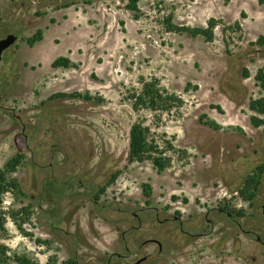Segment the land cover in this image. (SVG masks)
Instances as JSON below:
<instances>
[{
    "label": "rangeland",
    "instance_id": "obj_1",
    "mask_svg": "<svg viewBox=\"0 0 264 264\" xmlns=\"http://www.w3.org/2000/svg\"><path fill=\"white\" fill-rule=\"evenodd\" d=\"M138 5L135 19L126 0H0V40L14 38L0 60V170L22 155L9 174L22 193L1 197L0 264H264V126L250 121L264 115L249 109L264 97V47L249 44L264 35V6ZM167 18L220 23L207 42L167 32ZM235 21L241 32H223ZM58 57L71 65L51 68ZM151 77L185 102L179 115L140 114L175 147L160 173L128 161L138 115L126 96Z\"/></svg>",
    "mask_w": 264,
    "mask_h": 264
},
{
    "label": "trees",
    "instance_id": "obj_2",
    "mask_svg": "<svg viewBox=\"0 0 264 264\" xmlns=\"http://www.w3.org/2000/svg\"><path fill=\"white\" fill-rule=\"evenodd\" d=\"M138 4L139 0H126V9L132 13L135 19H137L140 14ZM257 4L260 6L264 5V0H257ZM242 17H244V14H242ZM219 23V21L211 18L207 22L206 27L191 28L174 25L172 24L171 19L167 18L163 22V25L167 32L187 33L193 38L202 37L205 41L211 42L214 37V29ZM232 28L238 32L242 31L240 23L235 21L230 26L224 25L223 32L226 31V29ZM42 39L43 32L41 30H37L31 37L25 39V41L29 47H32ZM249 44L264 47V35H259L254 42H250ZM70 65L71 62L68 58L58 57L51 63V68H68ZM243 77H249L248 71H244ZM254 81L256 86L264 92V66L257 69L254 75ZM138 83L140 85L139 88H133L126 96V99L130 102L132 111L138 115L137 120L132 123L129 130L128 161L130 163L150 162L154 169L160 173L171 167L175 147L169 140L159 138L153 131V128L140 118V114L141 112L147 111L150 113L179 115L185 105V102L179 94L170 92L162 86L160 81L155 77H151L149 79L139 78ZM196 89L197 86L187 83L184 91L188 92L189 90ZM75 96L83 98L86 101H90L92 99L88 95L80 96L79 94L66 93L54 94L52 98H68ZM217 109L220 110L219 107H217ZM249 109L258 115H264V97L261 96L257 99L251 100L249 102ZM250 121L254 127L264 126V120L262 118L252 116ZM207 125L214 130L219 129V126L215 124V122H207ZM21 159L22 155L16 154L9 161H7L3 169L0 170V202L1 197L5 192H16L19 195L22 193L17 182L9 177V174L14 172L16 167L20 164ZM257 171L258 173L256 174V178H259L264 172V166L258 167ZM114 178L115 176L112 177V179ZM0 229L2 230L1 225ZM14 260L18 264H31L28 260L18 256H15Z\"/></svg>",
    "mask_w": 264,
    "mask_h": 264
},
{
    "label": "water",
    "instance_id": "obj_3",
    "mask_svg": "<svg viewBox=\"0 0 264 264\" xmlns=\"http://www.w3.org/2000/svg\"><path fill=\"white\" fill-rule=\"evenodd\" d=\"M14 42V38L9 36L5 39L0 40V60H1V54L2 52L7 49L10 45H12Z\"/></svg>",
    "mask_w": 264,
    "mask_h": 264
},
{
    "label": "flooded vegetation",
    "instance_id": "obj_4",
    "mask_svg": "<svg viewBox=\"0 0 264 264\" xmlns=\"http://www.w3.org/2000/svg\"><path fill=\"white\" fill-rule=\"evenodd\" d=\"M263 213H264V207H263Z\"/></svg>",
    "mask_w": 264,
    "mask_h": 264
},
{
    "label": "crops",
    "instance_id": "obj_5",
    "mask_svg": "<svg viewBox=\"0 0 264 264\" xmlns=\"http://www.w3.org/2000/svg\"><path fill=\"white\" fill-rule=\"evenodd\" d=\"M262 6H264V5H262ZM258 37V36H257ZM256 40V39H255Z\"/></svg>",
    "mask_w": 264,
    "mask_h": 264
}]
</instances>
